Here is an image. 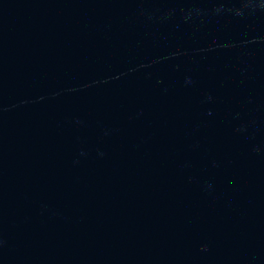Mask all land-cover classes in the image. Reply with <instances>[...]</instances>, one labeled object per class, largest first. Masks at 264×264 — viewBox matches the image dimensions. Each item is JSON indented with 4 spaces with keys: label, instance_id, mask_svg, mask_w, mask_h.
Masks as SVG:
<instances>
[{
    "label": "water",
    "instance_id": "obj_1",
    "mask_svg": "<svg viewBox=\"0 0 264 264\" xmlns=\"http://www.w3.org/2000/svg\"><path fill=\"white\" fill-rule=\"evenodd\" d=\"M0 264H264V0H0Z\"/></svg>",
    "mask_w": 264,
    "mask_h": 264
}]
</instances>
